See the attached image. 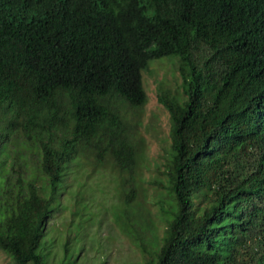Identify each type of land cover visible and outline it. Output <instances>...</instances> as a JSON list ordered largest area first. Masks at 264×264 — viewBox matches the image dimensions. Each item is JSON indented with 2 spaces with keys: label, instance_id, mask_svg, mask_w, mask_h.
<instances>
[{
  "label": "trees",
  "instance_id": "trees-1",
  "mask_svg": "<svg viewBox=\"0 0 264 264\" xmlns=\"http://www.w3.org/2000/svg\"><path fill=\"white\" fill-rule=\"evenodd\" d=\"M163 56L181 81L157 87L171 126L144 175L141 72ZM77 179L76 232L94 190L116 189L137 264H264V0H0V248L15 264H47ZM63 248L76 264L81 247Z\"/></svg>",
  "mask_w": 264,
  "mask_h": 264
},
{
  "label": "rangeland",
  "instance_id": "rangeland-1",
  "mask_svg": "<svg viewBox=\"0 0 264 264\" xmlns=\"http://www.w3.org/2000/svg\"><path fill=\"white\" fill-rule=\"evenodd\" d=\"M176 58L163 56L150 60L148 68L142 70V82L147 92L148 99L141 114V125L139 133L144 136V143L140 149L139 161L137 166L139 173L148 175L153 171L154 163L157 158L163 142L169 135L170 120L167 109L157 99V87L164 84L166 88L174 89L180 86V76L177 67L174 68ZM155 128L153 130V123ZM166 145V142L164 143ZM145 164L147 166L145 167ZM103 179L109 185H114L116 180L117 166L107 163L102 166ZM25 174V173H24ZM23 174V176H24ZM22 176V177H23ZM86 188L94 189L99 187L100 183L96 177L84 176ZM88 181V182H87ZM82 181H75L69 195L63 192L65 189H59V194L54 203L52 217L48 223V229L42 237L39 251L42 252L47 264H60V258L64 254L63 245L67 243L69 247H81L76 257V264H137L141 261V253L133 241L123 233L117 225L111 207L115 211L119 210L118 202L121 198L116 189L103 187L100 192L95 193V197L89 202L90 213L84 214V219L79 225V231L76 232V224H79L77 216H72V207L69 202L70 196L74 195L79 189ZM115 186V185H114ZM100 189V188H99ZM91 192V191H90ZM66 196V197H64ZM152 197L150 190L140 194L142 198L137 204L140 213H143L141 207L145 206L153 211L154 207L148 202ZM98 202V203H97ZM113 205V206H112ZM161 229L159 228V233ZM78 234H76V233ZM0 264H15L13 258L0 248ZM30 264V263H27Z\"/></svg>",
  "mask_w": 264,
  "mask_h": 264
}]
</instances>
